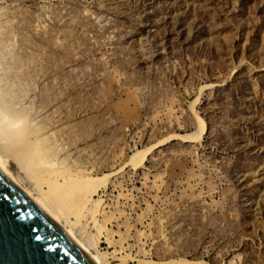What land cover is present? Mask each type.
<instances>
[{
    "label": "rangeland",
    "instance_id": "1",
    "mask_svg": "<svg viewBox=\"0 0 264 264\" xmlns=\"http://www.w3.org/2000/svg\"><path fill=\"white\" fill-rule=\"evenodd\" d=\"M4 92L111 173L75 229L100 264H264V0H0Z\"/></svg>",
    "mask_w": 264,
    "mask_h": 264
},
{
    "label": "bare ground",
    "instance_id": "2",
    "mask_svg": "<svg viewBox=\"0 0 264 264\" xmlns=\"http://www.w3.org/2000/svg\"><path fill=\"white\" fill-rule=\"evenodd\" d=\"M31 73L35 72L31 71ZM4 94L0 93V158L10 169L12 164L16 165L19 171L17 172L18 174L14 173V175L17 177L20 183L46 210V212L54 220H56V222L62 227V229L77 243V245L80 246L90 256L94 263L100 264V261L102 260L100 252H92L90 246H87V244L81 242L77 238L78 235L75 234L77 231L75 229L79 226L80 219L84 215V211L86 213V210L89 207L88 201H92V195L97 192L100 187L109 183L108 178L112 175L108 176L110 172L104 173L103 175L82 174L83 172L80 173L79 171L73 172L68 170L67 172H65V170H63V166L61 167L54 164L55 162L52 161V158L55 159V155L57 153L55 152V149L52 145V138L49 139L48 136L41 135V129L37 126L27 124L28 121L25 122L24 120H22V123L20 124L17 122L19 125H14L13 117L17 116L15 115L17 113L14 111L12 113H15L12 117L13 119L9 121L5 119L6 113H4V111L8 109L9 106L7 100L5 99V96L7 97V94L5 92ZM200 120L202 119L200 118ZM198 125L201 129H199L200 131L198 133L194 131L186 136L191 138L190 136L193 137L196 135V133L198 135H201L199 133L203 131L202 128L205 127V123L203 124L202 122V125L198 123ZM176 136L179 135L177 134ZM154 144L155 143L152 144L153 147ZM144 149L143 151L135 153L131 156V163L137 165L138 163H141V161H144L143 157L146 153ZM20 171L24 172L25 175L28 176V179L31 180V183L34 186L32 190L28 189V186L25 185L23 180L24 177L21 175ZM94 203L96 202H93L92 204ZM92 207L94 208V206ZM99 226V229H103L102 227L105 225H101L100 227ZM78 229L81 230V228ZM99 231L101 233V230ZM92 238H89L88 240H91ZM98 238L100 237H97V239ZM89 242H93V240Z\"/></svg>",
    "mask_w": 264,
    "mask_h": 264
},
{
    "label": "water",
    "instance_id": "3",
    "mask_svg": "<svg viewBox=\"0 0 264 264\" xmlns=\"http://www.w3.org/2000/svg\"><path fill=\"white\" fill-rule=\"evenodd\" d=\"M0 264H95L1 158Z\"/></svg>",
    "mask_w": 264,
    "mask_h": 264
}]
</instances>
